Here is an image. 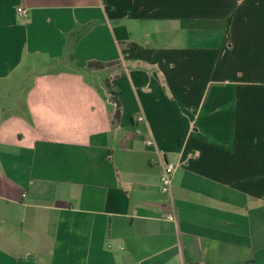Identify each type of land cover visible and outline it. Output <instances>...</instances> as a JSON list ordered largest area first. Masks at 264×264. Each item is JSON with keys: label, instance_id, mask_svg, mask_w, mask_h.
<instances>
[{"label": "crops", "instance_id": "0c3cea01", "mask_svg": "<svg viewBox=\"0 0 264 264\" xmlns=\"http://www.w3.org/2000/svg\"><path fill=\"white\" fill-rule=\"evenodd\" d=\"M0 264H264V0H0Z\"/></svg>", "mask_w": 264, "mask_h": 264}, {"label": "built area", "instance_id": "2783aa9c", "mask_svg": "<svg viewBox=\"0 0 264 264\" xmlns=\"http://www.w3.org/2000/svg\"><path fill=\"white\" fill-rule=\"evenodd\" d=\"M18 15L21 16L22 19H26L28 16L27 11L19 7L17 9ZM145 122V118L143 116H139L136 119L137 124H141ZM145 143L147 146H154V141L151 138H148L145 140ZM176 172V167L172 164L165 163L162 173L160 175V189L162 194H171L172 189H173V179H174V174ZM165 220L171 223H176V217L174 214H166Z\"/></svg>", "mask_w": 264, "mask_h": 264}, {"label": "rangeland", "instance_id": "374dc122", "mask_svg": "<svg viewBox=\"0 0 264 264\" xmlns=\"http://www.w3.org/2000/svg\"><path fill=\"white\" fill-rule=\"evenodd\" d=\"M214 64H215V62H212L211 58H208V59L206 60V62H205V67L202 69V66H201L200 69H202V70H201V73H202V74H203L206 70H208V74L206 75V78H205L204 81H206V82H214L215 80H218L219 77H217L216 74H213V73H212V70H213V68H214ZM31 79H32V78H31ZM27 82L29 83L30 81H27ZM22 90H23V89L14 92V93L12 94V98H13V97L16 98V97L18 96V94H19ZM22 95H23V93H22Z\"/></svg>", "mask_w": 264, "mask_h": 264}, {"label": "trees", "instance_id": "16d2710c", "mask_svg": "<svg viewBox=\"0 0 264 264\" xmlns=\"http://www.w3.org/2000/svg\"><path fill=\"white\" fill-rule=\"evenodd\" d=\"M230 25V18L228 19V26ZM106 66H108V65H104V64H101V63H90L89 65H88V68L89 69H103V68H105ZM108 88H109V85H108ZM115 104H116V117L118 118L119 116H120V114H121V107H120V104L119 103H117V102H115Z\"/></svg>", "mask_w": 264, "mask_h": 264}]
</instances>
